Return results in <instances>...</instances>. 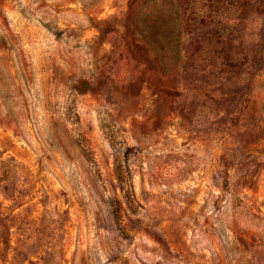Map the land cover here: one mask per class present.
Listing matches in <instances>:
<instances>
[{
  "label": "rangeland",
  "instance_id": "obj_1",
  "mask_svg": "<svg viewBox=\"0 0 264 264\" xmlns=\"http://www.w3.org/2000/svg\"><path fill=\"white\" fill-rule=\"evenodd\" d=\"M0 264H264V0H0Z\"/></svg>",
  "mask_w": 264,
  "mask_h": 264
}]
</instances>
